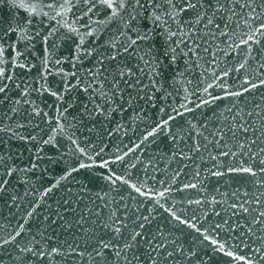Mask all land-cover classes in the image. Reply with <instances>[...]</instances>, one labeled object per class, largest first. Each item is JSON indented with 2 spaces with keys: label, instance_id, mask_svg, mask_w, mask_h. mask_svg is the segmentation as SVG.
I'll return each mask as SVG.
<instances>
[{
  "label": "snow or ice",
  "instance_id": "1",
  "mask_svg": "<svg viewBox=\"0 0 264 264\" xmlns=\"http://www.w3.org/2000/svg\"><path fill=\"white\" fill-rule=\"evenodd\" d=\"M0 264H264V0H0Z\"/></svg>",
  "mask_w": 264,
  "mask_h": 264
}]
</instances>
